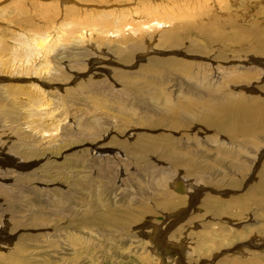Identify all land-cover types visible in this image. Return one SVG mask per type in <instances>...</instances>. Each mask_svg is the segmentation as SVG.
<instances>
[{
	"label": "rangeland",
	"instance_id": "obj_1",
	"mask_svg": "<svg viewBox=\"0 0 264 264\" xmlns=\"http://www.w3.org/2000/svg\"><path fill=\"white\" fill-rule=\"evenodd\" d=\"M220 1L0 0V264H264V0Z\"/></svg>",
	"mask_w": 264,
	"mask_h": 264
},
{
	"label": "bare ground",
	"instance_id": "obj_2",
	"mask_svg": "<svg viewBox=\"0 0 264 264\" xmlns=\"http://www.w3.org/2000/svg\"><path fill=\"white\" fill-rule=\"evenodd\" d=\"M219 2H221L220 0H219ZM223 2V1H222ZM263 5H264V3H263ZM151 11V13H152V15H155V14H160L161 12H162V8H155V9H151L150 10ZM164 12H166L165 10H164ZM107 22V21H106ZM165 24H167L166 22H164L161 18H159V17H154V18H152V19H150V20H147L146 22H143L142 23V28H144L145 30H149V29H157V28H159L160 26H165ZM127 25H129V24H127V23H124V26H127ZM168 25V24H167ZM95 30V29H94ZM99 30V29H98ZM93 31V30H92ZM100 31V30H99ZM102 31V30H101ZM100 31V32H101ZM107 31V30H106ZM88 32H89V30H88ZM87 32V33H88ZM109 32V31H108ZM107 32V33H108ZM90 33V32H89ZM97 33H98V31H97ZM96 33V34H97ZM103 33V32H102ZM101 33V34H102ZM101 34L99 35V36H101ZM115 34H117V33H115ZM103 35H105V34H103ZM102 35V36H103ZM39 36V35H38ZM47 36V35H46ZM46 36H39V37H37L36 38V40L38 41V42H42V43H44V41H46L47 42V40H45L46 39ZM79 36H82V37H85L84 35H83V33L81 34V35H79ZM106 36V35H105ZM53 39V38H52ZM165 39H167L168 41H171L173 44H176L177 43V38H176V36H175V34H168V35H166L165 36ZM262 41V40H261ZM259 42V44H261L260 46H258L257 44V46H255L256 47V49H257V52L258 53H262V54H259V55H263L264 53H263V48H264V43L263 42ZM45 42V43H46ZM49 42V41H48ZM50 44V43H49ZM48 45V44H47ZM260 47V48H259ZM35 48H36V46H34V45H32L27 51H26V53H24V56H26V57H29L31 54H32V52L35 50ZM41 49L40 48H38V51L36 52H33V55H32V58L30 59V61L31 62H33V63H35V57L37 56V54H39V53H42V54H44V56H43V58L44 57H46L48 54L47 53H44V52H41L40 51ZM43 51H44V49H43ZM48 51V50H47ZM28 52V53H27ZM258 53H255V54H258ZM42 58V59H43ZM38 60L37 62V64H44L45 65V68H44V70H43V73H42V75H41V79H42V82L43 83H46V82H53L52 80H46L45 78L47 77L45 74H47V73H50L49 71H51L50 70V68H49V63L46 61V59H45V61H43V60ZM43 62H45V63H43ZM33 63L32 64H29V66H31V67H29V69H32V70H35V72L39 69V67H32L33 66ZM0 66H1V64H0ZM13 67H15L14 66V64H13ZM13 69V68H12ZM25 73H26V67H25ZM49 75V74H48ZM243 75H245V74H243ZM46 76V77H45ZM21 85H24V84H20V86ZM36 91H39V89L38 90H36ZM40 92V91H39ZM42 103H44V105H42ZM45 105H46V102H45V100H42V101H40L39 99H38V101H36L35 102V106H33L32 107V109L35 111V112H41V111H45L46 109H45ZM44 107V108H43ZM41 108H43L42 110H41ZM241 109V113H242V115L243 116H245L246 115V109H244L243 107H241L240 108ZM264 109V108H263ZM247 111H253V109H252V107L251 106H248V108H247ZM4 113V112H3ZM2 113V114H3ZM5 114V113H4ZM225 114H226V116L228 117V119H229V122L231 123V122H234V119L232 118V109H228V108H226V111H225ZM262 114H263V116H264V110L262 111ZM5 116L7 117V115L5 114ZM4 116V117H5ZM229 127H230V131H232V132H237L238 130H245L246 128H245V126H242V125H238V124H236V123H231V125H229ZM64 145V144H63ZM133 145V143H127L126 145L124 144H122V145H120V146H122L123 147V149H124V151H128L127 150V148H129L130 146H132ZM74 146H80V145H78V144H76V145H74ZM74 146L73 145H67V147H62L61 146V148H63L62 149V151H64V152H67V151H70L71 149H73L74 148ZM95 147H100V146H95ZM93 148V147H92ZM91 148V149H92ZM90 149V150H91ZM94 149V148H93ZM83 150H89L88 148L86 149V148H81V149H79V150H76L77 152H81V151H83ZM92 151V150H91ZM90 151V152H91ZM88 152V151H87ZM138 152H142V149H138V148H136V149H134L133 151H132V153H138ZM72 156H74V154H72ZM177 183V182H176ZM171 184V183H170ZM178 188H180L181 186L183 187V186H187L184 182H180V183H178L177 185H176ZM168 187V186H167ZM175 189V188H174ZM177 189V188H176ZM177 191H178V189H177ZM249 196H250V198L251 199H253L254 201H256V202H258L259 204H263L264 205V176H263V178L261 179V181H260V183H259V186H257L255 189H253L252 191H250V194H249ZM249 198V199H250ZM239 200H237L236 202H238ZM166 201H164V203H165ZM207 202V201H206ZM240 203H242V202H239V203H237L236 205H238V204H240ZM173 204V202L172 201H167L166 202V205L167 206H171ZM245 204V202H243L242 203V205H244ZM230 205H233V204H231L230 202L229 203H226V205H225V208H223V210L222 211H225V210H229V208L231 209V207H233V206H230ZM172 206H174V205H172ZM207 206H214V207H210V208H212L213 210H214V212L216 213V212H218V210H219V208L220 207H222L221 205H220V202H217V200H214V199H209L208 200V202H207ZM221 211V212H222ZM216 215V214H215ZM86 219H88V218H86ZM114 218L112 217V218H110L109 219V222L108 223H111L112 221H115L116 223H119L120 225H125L127 222H122L121 223V221L118 219V218H116V220H113ZM82 224L83 225H85L86 227H90L91 225H93L94 223H93V221H83L82 222ZM8 225V224H7ZM7 227V226H6ZM0 230H2V229H0ZM4 230V229H3ZM2 230V231H3ZM2 231L0 232V236H2L3 235V233H2ZM5 233V232H4ZM5 235H3L2 237H4ZM0 254H3V253H1L0 252ZM9 257L13 262H15V259H14V257H12L11 255H7V256H4V255H0V257Z\"/></svg>",
	"mask_w": 264,
	"mask_h": 264
}]
</instances>
